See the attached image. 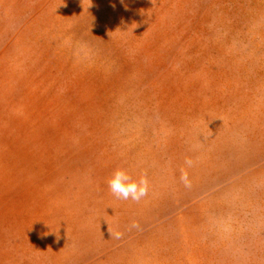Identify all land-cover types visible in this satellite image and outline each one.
I'll use <instances>...</instances> for the list:
<instances>
[{"label": "rangeland", "instance_id": "rangeland-1", "mask_svg": "<svg viewBox=\"0 0 264 264\" xmlns=\"http://www.w3.org/2000/svg\"><path fill=\"white\" fill-rule=\"evenodd\" d=\"M0 264H264V0H0Z\"/></svg>", "mask_w": 264, "mask_h": 264}, {"label": "clouds", "instance_id": "clouds-1", "mask_svg": "<svg viewBox=\"0 0 264 264\" xmlns=\"http://www.w3.org/2000/svg\"><path fill=\"white\" fill-rule=\"evenodd\" d=\"M192 161L190 159L185 160V164L188 167L192 166ZM180 181L184 184L186 188L191 187V180L186 171L181 172ZM108 187L111 193L118 199L121 200H131L134 202H140L149 193V181L146 176L141 175L140 177H134L129 173L128 170L123 168L116 169L111 177L107 180ZM132 228L139 229L140 225L137 222H133ZM121 233H116L115 238L119 239Z\"/></svg>", "mask_w": 264, "mask_h": 264}]
</instances>
